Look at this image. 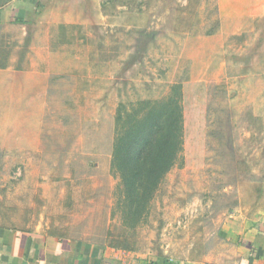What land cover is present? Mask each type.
I'll list each match as a JSON object with an SVG mask.
<instances>
[{
    "label": "rangeland",
    "instance_id": "rangeland-1",
    "mask_svg": "<svg viewBox=\"0 0 264 264\" xmlns=\"http://www.w3.org/2000/svg\"><path fill=\"white\" fill-rule=\"evenodd\" d=\"M228 1L237 12L227 0L219 11L212 0H132L146 9L121 18V28L70 32L69 39L92 41L67 49L79 58L75 68L90 57L87 79L81 71L59 74L45 83L46 94L29 86L20 101L26 151L0 159V219L52 224L83 240L119 239L118 178L110 170L117 107L165 97L177 84L182 151L137 229L138 246L168 255L185 238L193 246L226 223L262 215L264 15L255 1ZM131 19L135 25H124ZM3 107L12 121L17 105Z\"/></svg>",
    "mask_w": 264,
    "mask_h": 264
},
{
    "label": "crops",
    "instance_id": "crops-1",
    "mask_svg": "<svg viewBox=\"0 0 264 264\" xmlns=\"http://www.w3.org/2000/svg\"><path fill=\"white\" fill-rule=\"evenodd\" d=\"M212 1L219 11V0ZM253 1L259 15H264V0ZM227 2L230 10L238 9L239 4ZM145 9L146 5L134 8L132 0H0V159L12 152L22 159L26 151V119L21 123L20 101L30 85L34 86L31 93L46 94L45 83L58 79L59 74L72 76L81 71L82 79H87L84 74L89 71L90 57L82 55L81 69L75 68L79 58L67 49L89 47L92 41L69 39V33L121 28V18ZM126 21L124 25L136 23L134 19ZM58 32L64 33L60 41ZM96 46L105 43L97 41ZM6 104L17 105L12 121L4 114ZM10 144H16L17 151H11ZM211 237H198L199 243L193 246L185 238L181 251L169 250L166 255L113 247L100 239L70 237L52 224L17 226L3 218L0 264H264V213L246 222L226 223L213 233L214 239Z\"/></svg>",
    "mask_w": 264,
    "mask_h": 264
},
{
    "label": "trees",
    "instance_id": "trees-1",
    "mask_svg": "<svg viewBox=\"0 0 264 264\" xmlns=\"http://www.w3.org/2000/svg\"><path fill=\"white\" fill-rule=\"evenodd\" d=\"M181 97L177 84L165 97L118 105L110 158L111 173L118 178V197L112 216L118 215L124 231L115 241L111 238L101 242L126 250H141L134 236L147 222L156 192L177 165L182 151ZM261 195L262 189L257 198L262 199Z\"/></svg>",
    "mask_w": 264,
    "mask_h": 264
}]
</instances>
